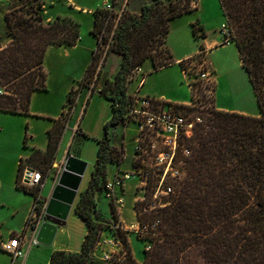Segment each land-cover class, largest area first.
<instances>
[{
    "label": "trees",
    "instance_id": "16d2710c",
    "mask_svg": "<svg viewBox=\"0 0 264 264\" xmlns=\"http://www.w3.org/2000/svg\"><path fill=\"white\" fill-rule=\"evenodd\" d=\"M45 1L9 0L5 20L11 39L0 48V113L30 114L34 92L48 89L44 64L48 48L73 46L82 39L81 23L72 16L57 15L47 22L40 19L39 10ZM193 3L194 0H151L140 11H133L126 6L117 9V1L112 0L111 5L93 10L91 33L97 38V45L87 72L79 86L69 90L62 115L51 118L47 150L32 147L28 155L21 157L18 167L17 187L34 195V204L41 213L42 184L49 176L76 99L89 86L86 79L96 74L104 53L120 54L121 64L114 79L107 78L104 84L99 70L92 86V92L97 91L112 102L113 116L105 124V137L99 140L91 181L77 202V212L88 231L79 251L55 249L49 264L94 263L93 252L104 229L97 201L100 192L107 198L109 163H123L126 154L124 147L112 143L109 128L125 122L126 107L133 97L128 93L129 84L137 68L146 60L156 70L176 62L167 45L172 20L198 10L199 5ZM219 3L224 25L229 29L224 41L230 37L237 45L241 64L255 89L260 114L179 104L202 111L194 118L198 121L193 124V134L182 140L191 150L190 156L182 157L185 173L173 182L174 193L166 198L170 203L156 213L160 224L154 229L150 227V245L145 248L142 261L131 254L124 230L119 229L129 248L121 264H264V0ZM192 26L193 35L200 40L199 48L205 49L201 41L207 36L204 24L196 19ZM184 60L180 65L186 69ZM190 85L192 99L196 88L204 91L199 80ZM116 102L120 106L115 113ZM24 145L28 147L26 138ZM26 162L43 167L42 184L33 188L20 185ZM115 201L113 198L109 204L117 220ZM135 208L144 210V202H135Z\"/></svg>",
    "mask_w": 264,
    "mask_h": 264
},
{
    "label": "rangeland",
    "instance_id": "374dc122",
    "mask_svg": "<svg viewBox=\"0 0 264 264\" xmlns=\"http://www.w3.org/2000/svg\"><path fill=\"white\" fill-rule=\"evenodd\" d=\"M116 1L117 9L120 10L126 6L127 0ZM150 1L151 0H131V8L137 11L140 9L142 3H149ZM197 2L198 0H194L193 4H199V10L192 13H185L172 22L173 29L168 36V47L171 51H173L172 47L176 50H183L184 48L190 50L193 46L195 48L197 41H195V37L191 30V21H195L196 19H200L201 22L204 23L206 28L205 31L209 32L211 36H214L218 33V30H220L222 39L217 46H227H219V48L212 53L208 51L207 48L199 49L198 53L202 54L201 57L192 56L184 60V64L187 66L184 70L186 71L188 79L183 77L180 87L162 84V93L172 98L176 96L172 93L175 91L179 96L189 97V89L186 82L188 80V82H196L193 73L197 72L196 67L204 61L206 66L211 70L212 82L209 84L210 88L202 85L204 91L198 90V88L195 89L193 94L194 101L191 103L193 106H197L199 109H207L216 106L220 110H234L250 115H259L260 107L255 95L256 92L250 81L247 70L241 64L242 61L236 47L237 45L235 43L231 44L233 41L230 37L224 41L225 34L229 36V29L223 27L224 24L221 27L223 13L219 0H199V2ZM111 4L112 0H46L44 6L39 10L40 19L46 22L53 20L57 15H68L78 19L81 23L80 30L82 39L73 46L62 47L52 45L48 48L44 60L45 69L48 72L46 81L48 89L47 91L39 90L34 95V99L32 98L33 105L30 106L31 111L38 114H31L32 116H28L26 114H12L8 112L0 113V225L4 223V229L6 230L21 223L25 208L31 204V199H33L32 197H28L25 193L16 190L19 160L21 157L26 156L25 154L31 150L32 146L43 145L44 147L48 136L49 118H53L59 112H62L64 106L67 104L66 100L69 90L72 89L73 86H79V82L86 74L91 58H93V53L97 45V38L91 33L92 26L94 25L93 10H96L100 6ZM9 7V0H0V48L6 45L11 39L7 32V23L5 20V12ZM201 32L202 30L199 28L198 33L201 34ZM198 43H200V40H198ZM182 50L179 52H182ZM105 55L104 53L102 58H100L96 74L92 73L91 77L86 79L89 85L87 87L92 88L94 84L93 81L99 70H101L100 75L104 83L108 76L115 74L119 67L122 59L120 54L111 53L110 55ZM204 92L206 94H203ZM79 96L76 99L77 104ZM82 99H88L87 95H83ZM89 99L91 100L88 106H85L86 109L81 115L82 127L89 136L83 138L84 135L79 134L71 140V150L75 152V154L81 155L82 159L89 163V169H87L83 179L85 180L83 190H85L86 185H88L92 171L95 168L97 154L99 153V139L105 137V118L108 115H112V104L105 96L95 92L93 98ZM198 108L192 110L186 107L182 108L188 119L190 121L192 120L194 124L198 121H194V118L202 114V111H198ZM136 131L135 123L131 124L127 129L126 141L130 143L126 148L129 153L123 164V171L131 169V154H133L134 150V144L131 143V141ZM111 133L115 135H117V133H122V128L120 126L112 128ZM25 138L28 147L24 145ZM26 164L43 172V167L40 165L27 162ZM107 170L109 175L113 177L116 170H118V166L114 162L109 165V169ZM22 172L23 171H21V176ZM136 183V178L127 181V185L124 187L125 193L123 192L124 194H122L126 200V205L123 206L125 207V215L118 207L119 217L117 220L114 218L112 211H110V200L100 192V201H98L100 209H98L97 213L100 216L99 219L104 222L101 239H103L104 243L108 246L106 249L110 258L108 261L112 264H121L129 254V248L123 241L122 236L120 237L119 235V222L121 224L123 223L121 218L122 215L126 219V217H130V214L133 213L131 218H127L126 222L123 224L129 226L128 229L124 230V236L128 240V246L131 248V254L135 259L142 261L144 259V250L150 245L148 239L151 234L150 225L153 218L158 216V214H156L158 212H153L155 214L151 212L145 213L144 210H139L141 204L138 205L139 209H133L131 202L137 197V194L132 187ZM152 193L153 185L148 189V196H151ZM17 210H20V213L15 215V213L18 212ZM72 220L73 222L69 225L74 237L72 244L76 243V246H79L83 243L82 234L85 231L84 226L86 225L87 227V224L78 217H72ZM141 221L143 222V227L141 226ZM39 245L37 250L35 249L32 251L26 264L44 263L45 255L43 252L46 248H44V245ZM41 249L42 252H40ZM10 260L11 256L9 257V254L0 250V264H6V262H10ZM98 262L96 263L108 264V262Z\"/></svg>",
    "mask_w": 264,
    "mask_h": 264
},
{
    "label": "built area",
    "instance_id": "2783aa9c",
    "mask_svg": "<svg viewBox=\"0 0 264 264\" xmlns=\"http://www.w3.org/2000/svg\"><path fill=\"white\" fill-rule=\"evenodd\" d=\"M195 56L201 57L202 54L197 52L193 57ZM196 68L197 72L193 73L195 79L199 80L203 86L211 84V70L205 62L202 61ZM139 69L140 67L137 68ZM115 105L116 113L120 103L116 102ZM182 108L179 103H171L155 98V96L133 95L124 115V123L134 122L137 129L131 169L125 171L119 169L114 177L107 181L105 185L107 198L110 200L115 198V202L123 207L124 186L128 180L136 178L137 183L134 186L137 194L136 200L144 202L145 211L158 212L170 203L166 198L174 193L173 182L185 173V161L182 157L191 155V150L182 144V140L185 136L190 137L193 134L194 122L188 119ZM40 184H42V171L26 165L22 172L20 185L33 188ZM151 185H153V193L148 196V189ZM34 209L35 213L28 218V225L31 226L42 222L36 204H34ZM159 224L160 219L155 218L150 227L154 229ZM119 227L124 230L120 223ZM23 233L24 231L14 232L8 238L0 237V249L7 252L13 261L26 254L23 248L26 243ZM39 244L34 238L30 245L38 246ZM106 259L110 260L108 255Z\"/></svg>",
    "mask_w": 264,
    "mask_h": 264
},
{
    "label": "crops",
    "instance_id": "0c3cea01",
    "mask_svg": "<svg viewBox=\"0 0 264 264\" xmlns=\"http://www.w3.org/2000/svg\"><path fill=\"white\" fill-rule=\"evenodd\" d=\"M130 1L131 0H127L126 6L128 8H130L131 10H133L131 8V4H130L131 2ZM198 2H199V0H198ZM144 4L145 3H142L141 7ZM141 7L137 11H140ZM199 8H200V6H199ZM221 10H222V8H221ZM222 13H223V11H222ZM223 14H222L221 27L225 23V18L223 17L224 16ZM174 20H172V22ZM193 21L194 20H192L191 22H193ZM201 23H203V22H201ZM191 27L193 29L192 25H191ZM172 29H173V27L171 28V30ZM171 30H170V32H171ZM206 33H207V36L203 37L201 39V41L204 42V44H205L204 47L207 48V50L212 53L214 50L218 49L219 46H220V45L217 46V44L220 43L219 41H221V39H222L221 32H220V30H218V33L215 34L214 36H211V34L209 32H207V31H206ZM194 39H195V41H197V45H196L195 48L193 46L190 50L189 49L187 50L185 48L182 50V49H180L181 47L179 48L180 50H176V49H174L171 46L172 49H173L175 58H176V62L174 64H170V65H167V66H165V67H163V68H161L159 70H156V69H153L152 62L150 60H146L144 62V64L142 65V67H140V69L135 72V75H133V79H132V81L129 84L128 93H130L131 95L139 94L140 96L151 95V96H155V98H158V99H161V100L171 101L172 103H179V104L180 103H185L187 105L191 104L192 103V87L190 85V82H188L189 80L186 82V84L188 86V89H189V92H188L189 93V97L179 96L178 94L175 93V91H173L172 93L174 95H176V96H174L172 98L171 97H167L165 95V93H162L161 86H162V84H168V85H170L172 87H180V84H182V81H183V77L185 79L188 77L187 74H186V71L181 67L180 61L184 60V59H187V58L189 59L190 57L194 56L198 52V50L200 49L199 48L200 43H198V40L196 38H194ZM233 43H235V42H232L231 44H233ZM225 46H227V45H225ZM225 46H220V47H225ZM181 50H182V52H179ZM120 64H121V61H120ZM120 64H119V67H120ZM119 67L117 68L115 74H112V75L108 76L109 79H111V80L114 79ZM92 90L93 89L90 88V87L85 88V90L82 91V93L80 94V96L78 98V104L74 105V107H73V115L71 117V120L68 122V125H67L65 133H64V137H62V139H61L60 146H59L58 152L56 153V157H55L53 166L50 169L49 176L46 178L44 184H42L41 193H42V197L44 199V202H43V204L41 206V213L39 215L41 217V219H42V222L39 225H32V226L28 225L29 216L32 215L33 213H35L34 201H33L34 195H32L31 193H27L25 190H22V189H20V188H18L16 186V190L17 191H19L21 193H25L28 197H32L33 199H31L32 200L31 204H29L27 206V208H25V211H24V214H23V217H22V221H21V223L19 225L13 226L11 228H8V230H6V229H4L5 228L4 227V223H1L2 225H0V237L8 238V236L11 233L22 232L25 229L23 234H24L26 243L24 244L23 248L25 249L26 254L23 257L17 258L15 261H13V258L11 257L10 262H8V263L6 262V264H26L30 254L32 253V251L35 250V249L37 250V247L40 246V245L39 246H32L30 244H31V241L34 238H36L37 232L39 231V228H40V225L44 221H49V222H52V223L54 222V220L51 217H48V215H46V207H47V203L49 202V200H51V198H52V196L54 194V191H55V188H56L57 184H59L62 171L65 168V164L67 162L68 156H70V155L75 157V159H77V160H79L81 162H84L86 164H84V166H83L84 167L83 173H78V172H76L74 170L70 171L71 173H74V175H78L80 177L79 178L80 179V184L78 185V188L74 190V192L76 193V196H75V200H73V203H72V206H71V209H70V212H69V216H67V219L65 221H61L59 223L55 222L57 224V226H58V231L55 233V236H54V239H53L52 243L50 245H44L45 246L44 248H46V249L43 252V254L45 255V261H44L43 264H49L50 263L52 252L55 249L56 250L79 251L80 248H82V245L76 246V243L72 244L74 237H73V234L71 232V229L69 228V225H71V222H73L72 217L73 218H76V217L80 218L79 217L80 215L77 212V202L80 199V193L83 191V185H84V182H85V180H83V179L85 177V173L87 172V169H89V163L84 161L82 159L81 155H77V154H75V152H73L71 150V143H72L71 140H72V138L78 136L79 134H83L84 135L83 138L89 136L84 131V129L82 127L81 115L83 114V111L86 109L85 106H88V103L91 100L89 98H93V96L95 95V92H97V91L92 92ZM37 92L38 91L34 92L33 99L35 97L34 95ZM83 95H87L88 99H82ZM100 95L104 96L103 94H100ZM67 100H68V98H67ZM111 104H112V102H111ZM32 105H33V101H32V104H30V106H32ZM65 108L66 107L64 106V109ZM64 109L62 110V112L64 111ZM62 112H59L55 117H53V116H49V117L57 118V117L62 115ZM236 112H241V111H236ZM1 113H3V112H1ZM31 114H38V113H34L30 109V114H26V115L32 116ZM112 116H113V111H112V115L106 116L104 127H105L106 122H109L111 120ZM49 119H50L49 120V128H50L53 125V119H51V118H49ZM133 123L134 122H128V123L120 122V123H118L116 125H113V126H111L109 128V133H110V137H111L110 139H111L112 143L114 145L118 146V147H121V146L124 147L125 148V152H126L125 158H124V162L121 163V164L116 163L117 166H118V170L119 169L123 170V164L125 163L127 154L129 153L126 148L128 147V144L130 142L126 141V138H127L126 133H127V129L129 128V126L131 124H133ZM119 126L122 128V133H119V134L117 133V135L112 134L111 133V129L119 127ZM47 134H48V132H47ZM48 136H47V139H46L44 147H43V145L42 146L34 145L32 147H39V148H43V150H47V148H48ZM102 138H104V137H102ZM136 139H137V131H136V134L134 135V137L132 138V141H131V143L134 144V150H135V145H136ZM134 150H133V154H134ZM29 152H31V150L28 151L25 155H28ZM133 154H131V163H132ZM112 163H114V162H110L109 165L112 164ZM19 164H20V160H19ZM109 165H108V169H109ZM107 173H108L107 175H108V179L109 180L114 177V176L111 177L109 175L108 170H107ZM91 176H92V174H91ZM90 181H91V177L89 179L88 185H89ZM69 182L72 183V179L71 178L69 179ZM126 185H127V182H126L125 186ZM134 186L132 188H134ZM63 187H64V189H70L69 185H67V184L66 185L64 184ZM86 187H87V185H86ZM86 187H85V189H86ZM62 193H63V191H61V190L58 192V194H60V195ZM98 201H100L99 198H98ZM98 201H97V203H98L97 206H98V209H100ZM125 202H126V200H125ZM125 202H124L123 206L126 205ZM134 202H136V198L133 199V202H131L133 209L136 210ZM118 207L121 210V212L125 215V210H124L125 207H122L121 205H118ZM17 211L18 212L15 213V215L20 213V210H17ZM110 211H111V208H110ZM37 214H38V212H37ZM131 215H133V213L130 214V217L129 216L128 217L125 216L126 219L122 215L121 218L123 220V223L126 222L127 218H131ZM123 223L122 224L120 223V224L122 225V227H124V230L128 229L129 226L128 225H124ZM84 227H85V231L82 234V241L85 238V233L88 231V227H86V225ZM107 247H108L107 244H105L103 239H101L99 244H98V246H97V248H95V250L93 252L94 260L96 262L103 261V262H108V264H112V263H109L108 259H106V256L108 255L107 251H106ZM3 252L7 253L5 251H3ZM40 252H42V249H41ZM9 257H10V255H9ZM96 262H94L93 264H97Z\"/></svg>",
    "mask_w": 264,
    "mask_h": 264
},
{
    "label": "water",
    "instance_id": "95a60500",
    "mask_svg": "<svg viewBox=\"0 0 264 264\" xmlns=\"http://www.w3.org/2000/svg\"><path fill=\"white\" fill-rule=\"evenodd\" d=\"M84 164L86 163L75 159L71 155L68 156L59 184H57L54 194L46 207V215L51 217L54 222L44 221L37 232L36 239L41 245H50L52 243L55 233L58 231V226L55 222L65 221L67 216H69L73 200H75L76 196L74 190L80 184V177L70 171L74 170L78 173H83ZM70 178L72 179V183L69 182ZM64 184L69 185L70 189H64ZM60 190L63 191L61 195L58 194Z\"/></svg>",
    "mask_w": 264,
    "mask_h": 264
}]
</instances>
